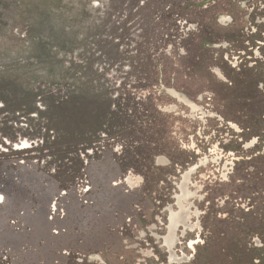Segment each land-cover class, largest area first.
<instances>
[{
    "label": "rangeland",
    "instance_id": "374dc122",
    "mask_svg": "<svg viewBox=\"0 0 264 264\" xmlns=\"http://www.w3.org/2000/svg\"><path fill=\"white\" fill-rule=\"evenodd\" d=\"M0 198V264H264V0H0Z\"/></svg>",
    "mask_w": 264,
    "mask_h": 264
},
{
    "label": "built area",
    "instance_id": "2783aa9c",
    "mask_svg": "<svg viewBox=\"0 0 264 264\" xmlns=\"http://www.w3.org/2000/svg\"><path fill=\"white\" fill-rule=\"evenodd\" d=\"M52 211H53V213H52V219H53V215H57V213H59L58 212V209H57V207H56V205H55V203H54V205L52 206ZM60 231H63V229H60V228H55L54 229V233L55 234H58ZM65 231V230H64Z\"/></svg>",
    "mask_w": 264,
    "mask_h": 264
},
{
    "label": "flooded vegetation",
    "instance_id": "af4514ba",
    "mask_svg": "<svg viewBox=\"0 0 264 264\" xmlns=\"http://www.w3.org/2000/svg\"><path fill=\"white\" fill-rule=\"evenodd\" d=\"M175 223V222H174ZM169 241H171V240H169ZM169 252H170V255H171V251H170V249H169ZM175 252V251H174ZM176 253V252H175ZM176 255H177V253H176ZM178 256V255H177ZM184 257H180V256H178V260H173V261H180V260H182ZM169 262H173V261H171V259H170V256H169Z\"/></svg>",
    "mask_w": 264,
    "mask_h": 264
},
{
    "label": "bare ground",
    "instance_id": "6f19581e",
    "mask_svg": "<svg viewBox=\"0 0 264 264\" xmlns=\"http://www.w3.org/2000/svg\"><path fill=\"white\" fill-rule=\"evenodd\" d=\"M131 183H134V182H131ZM174 214V213H173ZM178 215H176V214H174L173 216H172V221H173V223L175 222V223H177V220H176V217H177ZM173 225V224H172ZM169 240H170V238H169Z\"/></svg>",
    "mask_w": 264,
    "mask_h": 264
},
{
    "label": "clouds",
    "instance_id": "9594fccd",
    "mask_svg": "<svg viewBox=\"0 0 264 264\" xmlns=\"http://www.w3.org/2000/svg\"><path fill=\"white\" fill-rule=\"evenodd\" d=\"M0 199H2V198H0Z\"/></svg>",
    "mask_w": 264,
    "mask_h": 264
}]
</instances>
